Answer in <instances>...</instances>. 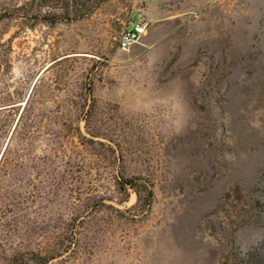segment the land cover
Masks as SVG:
<instances>
[{
  "label": "rangeland",
  "instance_id": "374dc122",
  "mask_svg": "<svg viewBox=\"0 0 264 264\" xmlns=\"http://www.w3.org/2000/svg\"><path fill=\"white\" fill-rule=\"evenodd\" d=\"M259 258L264 0H0V264Z\"/></svg>",
  "mask_w": 264,
  "mask_h": 264
},
{
  "label": "built area",
  "instance_id": "2783aa9c",
  "mask_svg": "<svg viewBox=\"0 0 264 264\" xmlns=\"http://www.w3.org/2000/svg\"><path fill=\"white\" fill-rule=\"evenodd\" d=\"M146 34L147 23L135 21L121 31L117 39V47L121 50H129L139 43Z\"/></svg>",
  "mask_w": 264,
  "mask_h": 264
},
{
  "label": "trees",
  "instance_id": "16d2710c",
  "mask_svg": "<svg viewBox=\"0 0 264 264\" xmlns=\"http://www.w3.org/2000/svg\"><path fill=\"white\" fill-rule=\"evenodd\" d=\"M152 191H148V194L146 197H140V200L142 202V209H146L149 206V198L152 196ZM256 264V263H255ZM257 264H264V262L262 261V259L259 258V260L257 261Z\"/></svg>",
  "mask_w": 264,
  "mask_h": 264
},
{
  "label": "water",
  "instance_id": "95a60500",
  "mask_svg": "<svg viewBox=\"0 0 264 264\" xmlns=\"http://www.w3.org/2000/svg\"><path fill=\"white\" fill-rule=\"evenodd\" d=\"M92 76L93 74H90L88 77V91H89V96H90L89 101H91V94H92Z\"/></svg>",
  "mask_w": 264,
  "mask_h": 264
}]
</instances>
